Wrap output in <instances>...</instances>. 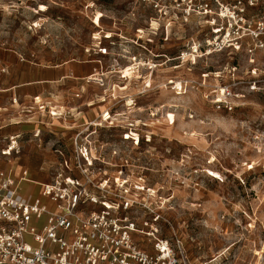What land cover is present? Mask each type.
<instances>
[{"label":"rangeland","instance_id":"obj_1","mask_svg":"<svg viewBox=\"0 0 264 264\" xmlns=\"http://www.w3.org/2000/svg\"><path fill=\"white\" fill-rule=\"evenodd\" d=\"M156 1L0 0V56L83 63L94 73L77 88L68 79L69 93L53 103L60 118L37 104L38 140H24L32 153L58 157L59 148L75 160L81 133L78 146L98 149L93 177L144 184L148 192L132 190L155 213L132 214L140 223L158 215L157 236L179 239L189 264H264V93L244 83L250 58L260 62L263 53H209V17L186 16L183 2L157 8ZM228 65L237 66L235 78ZM227 84L242 96L233 112L212 103ZM43 172L49 178L54 170ZM144 241L152 251L153 241Z\"/></svg>","mask_w":264,"mask_h":264},{"label":"built area","instance_id":"obj_2","mask_svg":"<svg viewBox=\"0 0 264 264\" xmlns=\"http://www.w3.org/2000/svg\"><path fill=\"white\" fill-rule=\"evenodd\" d=\"M163 1L157 0L155 7L161 8ZM182 2L186 16L209 17L211 37L205 41L209 46L207 52H239L252 47L253 53H263L260 62L254 56L250 58L244 83L251 93H264V0H173L178 6ZM193 50L198 52L197 45ZM228 66L235 78L237 66ZM234 84L225 85L212 100L217 110L238 109L236 99L242 96L235 93ZM50 111L53 117L62 116ZM101 117L108 121L110 112L107 110ZM80 135L74 138L75 160L56 149L59 160L52 180L42 184L41 197L32 201L18 197L20 183L29 178L28 170H22L17 178L0 169V264H189L179 239L173 245L157 236L158 215L151 222L140 223L132 214L137 209L145 213L155 211L145 197L132 190L134 185L129 178L117 176L111 183L109 178L97 181L93 177V168L101 161L96 155L98 149L87 143L78 146ZM127 139L140 144L133 137ZM13 152H19L17 137H10L1 154ZM134 187L138 192H148L144 184ZM138 236L142 242L137 240ZM145 238L153 241L152 251L142 246Z\"/></svg>","mask_w":264,"mask_h":264},{"label":"crops","instance_id":"obj_3","mask_svg":"<svg viewBox=\"0 0 264 264\" xmlns=\"http://www.w3.org/2000/svg\"><path fill=\"white\" fill-rule=\"evenodd\" d=\"M82 64H32L21 59L15 52L0 56V169L12 172L17 178L22 170H28L29 178L20 183L18 190V197L23 200L32 201L35 197H41L42 184L50 182L53 177L43 176L42 171L51 173L59 160V157L47 150L35 148L32 153L31 140L30 143L24 140L25 137L31 136L33 140H38L37 133L40 134V122L35 120L37 112L34 107L40 104V110L48 111L53 119L50 110H54L53 103L60 102L69 93L65 86L68 79H72L73 84L70 87L77 88L76 83L78 84L79 80L85 79L87 75V78L94 75L90 72L91 65ZM94 70L97 71V67ZM38 97L41 98L42 104L34 101ZM56 106L63 107L60 104ZM59 111L57 110L58 113ZM58 118L60 117H56ZM10 137H17L19 152L3 156L1 151L9 144ZM36 145L40 147V144ZM35 167H39V171L32 172L31 168ZM44 202L53 207L48 199H44Z\"/></svg>","mask_w":264,"mask_h":264},{"label":"bare ground","instance_id":"obj_4","mask_svg":"<svg viewBox=\"0 0 264 264\" xmlns=\"http://www.w3.org/2000/svg\"><path fill=\"white\" fill-rule=\"evenodd\" d=\"M100 35V34H99ZM109 35V34H108ZM84 152H87V151H84Z\"/></svg>","mask_w":264,"mask_h":264}]
</instances>
